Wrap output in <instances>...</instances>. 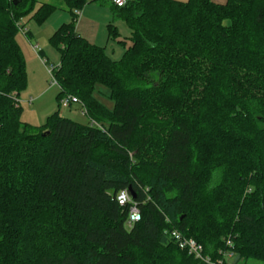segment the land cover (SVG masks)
I'll list each match as a JSON object with an SVG mask.
<instances>
[{
	"label": "trees",
	"instance_id": "16d2710c",
	"mask_svg": "<svg viewBox=\"0 0 264 264\" xmlns=\"http://www.w3.org/2000/svg\"><path fill=\"white\" fill-rule=\"evenodd\" d=\"M60 1L0 0V264H197L171 230L264 264V0L100 2L130 30L118 60L75 33L96 1ZM59 8L57 110L33 126L11 96L27 86L18 23ZM67 96L87 124L60 114Z\"/></svg>",
	"mask_w": 264,
	"mask_h": 264
},
{
	"label": "rangeland",
	"instance_id": "374dc122",
	"mask_svg": "<svg viewBox=\"0 0 264 264\" xmlns=\"http://www.w3.org/2000/svg\"><path fill=\"white\" fill-rule=\"evenodd\" d=\"M186 2L187 0H180ZM47 2L54 4L58 7H62L60 0H37L35 9H37L42 3ZM100 2H93L89 5L91 8L96 9L95 15L96 18L102 24L103 30L104 26L111 23V13L109 12L108 7L100 5ZM103 9V10H102ZM105 13H108L109 20H105ZM108 18V17H107ZM70 21L69 13L63 9H57L43 25H39L32 18V15H29L25 18H22L19 21L21 25V30H25L33 34V38L29 40L31 44H37L40 47V50L44 51L45 64L42 62L38 54L34 51L33 56L34 60H31L29 57L25 56L24 52L21 50L25 65H26V77H27V86L19 95V100L21 102L22 114L21 120L25 123L31 124L33 126L42 125L46 118L53 114L57 110L56 104V95L59 92L58 86L53 82L52 77L50 76L48 69L55 68L59 65L60 61V52L53 47L49 38L55 32V28L58 29L59 26L64 22ZM115 26L118 27L119 33L122 36H129L130 30L125 26V24L120 20H115L113 22ZM106 33V30L103 33ZM102 33V31L100 32ZM26 35V34H25ZM20 30L18 32V40L25 39V36ZM35 36V37H34ZM27 38V37H26ZM26 40V39H25ZM24 40V41H25ZM99 45L104 46L107 55L112 60H118L123 55L124 50L114 42H109L108 45L104 41L99 40ZM102 43V44H101ZM29 45V46H30ZM31 48V47H30ZM112 49L118 50L119 54H111ZM31 92V97L34 99L31 104H26L28 101V92ZM96 98L103 103L108 109H113L114 103L109 98V90L101 85H96L95 94ZM60 114L63 117L69 118L80 124H87L88 119L81 114L79 105L73 104L70 108H60ZM239 264H262L258 260H248L241 261Z\"/></svg>",
	"mask_w": 264,
	"mask_h": 264
},
{
	"label": "built area",
	"instance_id": "2783aa9c",
	"mask_svg": "<svg viewBox=\"0 0 264 264\" xmlns=\"http://www.w3.org/2000/svg\"><path fill=\"white\" fill-rule=\"evenodd\" d=\"M96 2H102L106 4L115 5L121 7L127 3L128 0H93ZM78 14V13H77ZM19 30L25 35L27 31L21 30V25L18 23ZM33 51L37 54L40 52V47L35 44L32 45ZM42 60V58H41ZM45 64V60H42ZM52 69H48L50 76H52ZM53 82L56 84L55 80ZM11 96L14 99L16 107L21 104L19 97L16 93H12ZM32 98H29L27 103H32ZM73 104H79V101L72 96L64 97L60 100L61 108H70ZM81 114L85 116L84 110H80ZM118 204L120 206L129 204L127 227L131 228L140 220V212L136 204L132 203L131 198L127 191H122L117 197ZM171 241L180 249L185 251L189 256L193 257L197 261V264H234L236 260V253L233 251V244L230 239L225 240L224 248L217 251L216 257L205 254L204 248L201 244L197 243L194 239L185 237L177 230H171L168 232Z\"/></svg>",
	"mask_w": 264,
	"mask_h": 264
},
{
	"label": "crops",
	"instance_id": "0c3cea01",
	"mask_svg": "<svg viewBox=\"0 0 264 264\" xmlns=\"http://www.w3.org/2000/svg\"><path fill=\"white\" fill-rule=\"evenodd\" d=\"M211 1L216 3V4L223 5L226 3L227 0H211ZM89 4L85 5L81 11L77 12L78 15H77V21H76V25H75V33L78 36H80L81 38H83L84 40H86L87 42H89L90 44H94L98 47L104 48V46L99 45V43H100L99 40H100V41H104V43L106 45H108L109 42H114V43L118 44V46L121 47L123 50H125L130 45L129 40H127L130 37V35L129 36H122L119 33L118 27L113 24V22L117 19L111 15L112 21L109 24L113 25L115 27L117 33H118V38L116 40H111L109 38V32H108V25L109 24L104 26L105 27L104 30H106V33L105 32L103 33L104 30H103L102 24H100V21L98 20V18H96L97 15H95L96 9L91 8V6ZM100 5L108 7V5H105V4H100ZM108 9H109V7H108ZM104 15L106 16L105 20L110 19L108 16V13H105ZM64 23H68V22H64ZM64 23H62V24H64ZM55 30H56V28H55ZM101 31H102V33H100ZM27 32H28V30H27ZM25 36L27 37V38L25 37V39H26V40L24 39L25 41L22 39V37L20 40H18V38H17V43L19 45L20 50H22L24 52L25 56L29 57L31 60H34L35 57L33 56L32 45H35V44L30 45V42H29V40H31L33 38V34L28 33ZM105 52H106V50H105ZM119 53L120 52L117 49L116 50L112 49V51H111V54H113V55L119 54ZM39 54H41V57L39 56ZM38 56L40 57V59L42 58V60H43L44 59L43 57H45L44 51L40 50V52L38 53ZM28 95H29L28 98H32L31 95H33V94H31V92L29 91ZM32 100H34V99L32 98ZM26 104H28V103L26 102ZM234 264H236V262H234ZM237 264H239V263H237Z\"/></svg>",
	"mask_w": 264,
	"mask_h": 264
}]
</instances>
